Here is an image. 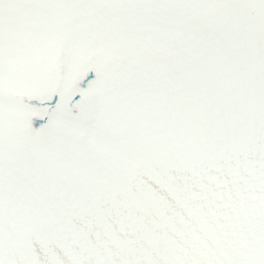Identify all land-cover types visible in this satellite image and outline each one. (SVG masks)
<instances>
[{"label": "snow or ice", "instance_id": "6c2138e0", "mask_svg": "<svg viewBox=\"0 0 264 264\" xmlns=\"http://www.w3.org/2000/svg\"><path fill=\"white\" fill-rule=\"evenodd\" d=\"M0 264H264V0H0Z\"/></svg>", "mask_w": 264, "mask_h": 264}]
</instances>
